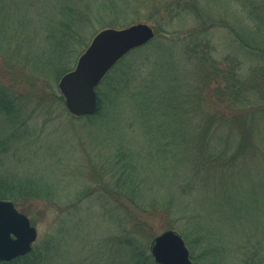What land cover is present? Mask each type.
Segmentation results:
<instances>
[{
    "label": "rangeland",
    "instance_id": "rangeland-1",
    "mask_svg": "<svg viewBox=\"0 0 264 264\" xmlns=\"http://www.w3.org/2000/svg\"><path fill=\"white\" fill-rule=\"evenodd\" d=\"M77 1L81 6L84 2L98 0ZM147 1L152 4L175 2ZM183 1L198 5L201 24L203 18H209L211 27L207 23L202 26H209L205 37L212 45V58L226 63L222 65L226 69L229 66L239 68L244 80L258 78L253 73L257 67L264 69V0ZM54 3L55 0H0L8 10L0 15L1 27L11 20L24 21L29 41L34 46L39 43L45 47V16L52 11ZM121 9L119 3L118 12L103 19H115L124 24L113 28L136 23L155 27L156 16L150 7L139 9L138 17H126ZM13 12L15 15L11 16ZM196 27L198 24L187 16L171 31L159 36L184 39ZM232 27L247 31L249 39L259 43L261 49L256 51L245 47L246 42L242 44L237 40ZM95 30L97 33L102 30L96 22L85 27L82 34L89 37ZM244 39L251 43L246 37ZM178 50L158 57L156 66L163 73L149 82L148 89L134 85V89L122 88L116 94L107 89L114 104L104 122L94 124L84 117L71 116L67 110L63 117L55 112L54 120L48 126L36 119L34 130L37 129L39 134L42 132L38 134V140L12 150L10 154L16 155L4 159L9 175L24 174L51 184L52 192L57 195V201L52 204L44 201L30 203V214L17 207L37 228L38 242L54 234L56 246L52 249V257L43 264H132L131 252L119 245L117 239L111 241L120 236L121 229L116 224L115 205L107 200L115 198L116 188L112 184L116 179L112 178L117 175L112 174L118 173L115 164L122 150L130 158L134 157L138 174L145 178V196L172 199L187 213L192 226L200 229L210 241L224 246L225 252L219 257L221 264H239L237 252L246 242L258 241L264 252V116L252 129L254 141L258 142L254 143L255 148L251 149L245 164L234 166L226 175L205 174L201 169L189 166L187 152L196 149L203 128L198 127L188 114L186 104L182 105L191 71L177 59ZM260 53L263 55H258ZM131 59L128 58L126 63L129 64ZM2 66L4 63L0 58ZM209 106L205 105L202 110L217 112L215 106ZM219 107L218 112L231 113L228 107ZM234 114H237L235 110ZM1 128H4L3 122ZM219 131L227 132L220 128ZM166 137L173 142L168 151L162 149ZM112 167H116L115 170ZM188 182L189 186L184 188ZM87 192L90 195L85 198ZM148 221L147 228L154 237L169 230L165 229L160 216Z\"/></svg>",
    "mask_w": 264,
    "mask_h": 264
},
{
    "label": "trees",
    "instance_id": "trees-1",
    "mask_svg": "<svg viewBox=\"0 0 264 264\" xmlns=\"http://www.w3.org/2000/svg\"><path fill=\"white\" fill-rule=\"evenodd\" d=\"M119 3L122 5L121 13L126 17H138L139 9L150 7L156 16L153 27L156 37L147 45L133 50L110 71L97 88L98 111L84 118L94 124L104 122L114 104L110 93L116 94L122 88L134 89V85L148 89L149 82L163 73L156 66L158 57L178 48L177 59L191 71L190 84L186 85L182 105L186 104L188 114L198 123V127L203 128L196 149L187 152L186 161L189 166L201 169L205 174L213 172L214 175H226L229 169L247 162L251 149L255 148L254 143L258 142L254 141L252 129L264 116V69L257 67L253 75L258 78L247 81L240 76L239 68L229 66L226 69L223 67L226 63L212 58V45L205 37L209 31V26H206L210 25L209 18H203V23H207L203 27L202 15L195 2L175 0L169 4H152L147 0H98L95 3L84 2L79 6L77 0H55L52 11L45 16V47L39 43L34 46L29 41L24 21L11 20L8 25L1 27L0 19V58L4 63L0 67V124L4 123V128L0 129V199L14 202L23 212L30 214L28 205L34 201L52 204L57 201V195L52 192L51 184L26 177L23 173L18 175L17 171V174L9 175L4 159L16 155L10 154L12 150H19L24 144L38 140L42 132L39 134L37 129L34 130L36 119L48 126L54 120L52 116L55 112L61 117L65 115L66 109L58 93L57 82L73 69L77 58L97 33L95 30L89 37H85L82 34L85 27L94 22L99 29L124 25L119 20L103 19L113 17L118 12ZM5 11H8L5 5L0 4V15L3 16ZM187 16H191L198 27L184 39L159 36L162 32L171 31ZM148 21H151L150 18ZM210 23L214 25V22ZM231 30L235 31L237 40L242 44L246 42L245 47L256 51L261 49L257 45L259 43L250 40L247 31L241 27H232ZM130 57L132 59L128 64L126 60ZM109 88L110 93L107 92ZM205 105H210L209 108L215 106L217 112L203 111ZM223 105L232 114L218 112L219 106ZM234 110L237 114H234ZM162 115L166 116L165 113ZM219 128L227 132L220 133ZM172 144L166 137L162 149L171 150ZM257 151L258 148L254 152ZM118 157L115 164L118 173L112 174L117 175L112 178L116 182L111 183L116 188L115 198L107 200L115 205L116 224L121 231L120 236L111 241L117 239L119 245L131 252V263L155 264L150 254L154 235L147 225L148 219L160 216L165 229L176 230L183 236L194 264H221L219 257L225 252L224 246L210 241L200 229L192 226L187 213L172 199L145 196L146 180L138 174L134 157L130 158L123 150ZM188 186L189 182L184 188ZM89 195L87 192L84 197ZM54 246L56 241L54 234H51L37 241L28 255L0 264H43L52 257ZM237 254L239 264H264V252L258 241L244 243Z\"/></svg>",
    "mask_w": 264,
    "mask_h": 264
},
{
    "label": "water",
    "instance_id": "water-1",
    "mask_svg": "<svg viewBox=\"0 0 264 264\" xmlns=\"http://www.w3.org/2000/svg\"><path fill=\"white\" fill-rule=\"evenodd\" d=\"M156 37L147 23L125 28H104L91 40L75 68L62 76L58 89L67 112L74 117L94 115L99 108L97 88L108 73L130 52ZM38 230L14 202L0 199V263L32 252ZM150 252L155 264H194L183 236L166 230L153 238Z\"/></svg>",
    "mask_w": 264,
    "mask_h": 264
},
{
    "label": "bare ground",
    "instance_id": "bare-ground-1",
    "mask_svg": "<svg viewBox=\"0 0 264 264\" xmlns=\"http://www.w3.org/2000/svg\"><path fill=\"white\" fill-rule=\"evenodd\" d=\"M138 49V48H137Z\"/></svg>",
    "mask_w": 264,
    "mask_h": 264
}]
</instances>
